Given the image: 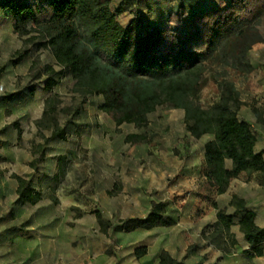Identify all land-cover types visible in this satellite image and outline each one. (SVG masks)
Returning <instances> with one entry per match:
<instances>
[{
  "label": "rangeland",
  "instance_id": "374dc122",
  "mask_svg": "<svg viewBox=\"0 0 264 264\" xmlns=\"http://www.w3.org/2000/svg\"><path fill=\"white\" fill-rule=\"evenodd\" d=\"M24 1L31 7L45 3ZM131 1L133 5L128 7L126 2L118 16L123 26L138 13L147 25L167 27L169 11L179 3ZM201 3L202 9L210 5L209 0ZM188 17L186 14L182 19L183 28ZM24 43L13 33L7 13L0 12V264L23 259L28 243L53 240V229L56 238L63 241L67 261L66 243L86 250L89 258L101 252L114 258L120 252L113 240L116 224L129 217L142 219L153 202L165 203L176 223L138 233L129 249L145 245L146 250L158 251L166 247L181 257V264L188 262V252L207 257L204 264H255L238 250L245 241L236 224L230 231L236 244L230 247L227 241L228 251L217 249L209 238L214 230L211 209L214 204L226 208L229 194L217 197L204 182L203 146L211 138H192L185 129L182 110L157 107L144 128L115 126L100 109L102 98L84 99L74 93L69 75L46 91L42 68L59 70L53 55L43 46ZM22 50H26V57L18 62L16 54ZM99 55L103 61L118 65L113 54L100 51ZM247 60L253 70L241 74L223 66L217 56L212 58L192 92V102L209 108L219 97L220 84L230 81L242 103L238 116L252 119L253 109L263 116L264 43L252 46ZM51 109L53 123L48 113ZM251 125L257 137L256 151L260 149L264 158V123L251 121ZM54 129L63 131L62 139L52 136ZM132 134L141 136L140 140L127 141ZM15 175L28 180L34 193L41 195L38 204L18 199ZM259 177L246 174L237 182L253 184ZM98 214L104 225L99 224ZM238 218L236 215L234 220Z\"/></svg>",
  "mask_w": 264,
  "mask_h": 264
},
{
  "label": "trees",
  "instance_id": "16d2710c",
  "mask_svg": "<svg viewBox=\"0 0 264 264\" xmlns=\"http://www.w3.org/2000/svg\"><path fill=\"white\" fill-rule=\"evenodd\" d=\"M178 1L167 17V27L147 25L138 13L128 25H121L118 16L126 2L128 7L132 4L131 0L115 10L111 0H44L42 7H31L24 0H0V12L7 13L13 33L24 44L43 46L53 55L59 70L42 68L46 91L69 75L74 93L84 99L101 97L100 109L115 126L129 124L136 129L147 126L157 107L182 110L185 129L192 138H211L203 146L204 176L215 194L221 195L242 173L264 175L263 152L255 151L257 137L252 126L238 118L242 103L232 82L220 84L218 99L207 109L195 105L191 96L202 81L207 62L215 56L226 68L241 74L252 72L247 55L256 43H264V0H212L215 7L192 13L185 28L182 19L186 9L182 0ZM189 1L195 4V0ZM100 51L113 54L118 65L103 61ZM16 55L20 62L26 50ZM52 111L48 113L53 123ZM253 113L257 122L264 123L259 110L253 109ZM63 134L54 129L52 136L62 139ZM140 138L132 134L126 140ZM14 178L18 199L31 205L39 203L41 197L30 182L16 175ZM213 208L216 222L209 238L217 249L226 252L227 241L230 247L236 244L230 231L237 215L238 230L248 244L243 254L249 259L263 256L264 227L254 224L255 213L247 209L241 197L233 194L226 208L215 204ZM147 214L143 219H128L114 229L128 232L175 224L165 203L153 202ZM97 217L104 225L101 216ZM145 253V248L134 252L136 258ZM158 258L160 264H181L165 252Z\"/></svg>",
  "mask_w": 264,
  "mask_h": 264
},
{
  "label": "crops",
  "instance_id": "0c3cea01",
  "mask_svg": "<svg viewBox=\"0 0 264 264\" xmlns=\"http://www.w3.org/2000/svg\"><path fill=\"white\" fill-rule=\"evenodd\" d=\"M125 1L126 0H118L116 2V4H113V0H111V6L114 5L117 7L119 4H121L122 2H125ZM176 1L178 2V0H176ZM202 1H204V0H195V4L194 3L191 4V1H189V0H182L183 6H185V9H186L187 17L189 15H191L192 13H196V12L206 10V9L201 8L203 6L201 3ZM209 4L210 5H208V7L210 6L209 8H212V5L214 3L212 0L211 1L209 0ZM174 7H176V6H174ZM174 7H172V9ZM208 7H206V8H208ZM172 9L169 11V13L172 11ZM43 10L45 11V9H43ZM186 20H188V18ZM252 115H253L252 116L253 118L249 119V120L244 119V118L241 119L239 116H238V118L242 121L244 120V121L248 122L251 125V121L257 122L255 114H252ZM260 115H261V112H260ZM261 117L264 119V114ZM256 149H257V142L255 144V151H256ZM259 151H260V149L256 152H259ZM255 174H257V173H255ZM245 175H246V173L245 174L242 173L237 178L231 180L230 186L224 194H221V195L215 194L213 189L210 186L209 187L212 190V192L214 193V195L217 197L223 196L225 194H229V196H227L228 199L225 202V204H226L225 207H227V205L231 201V196L233 194L241 197L245 201V205H246L247 209L250 211H253L255 213L254 224L257 225V227L261 228V227H264V175L263 174H257V175H260V177H259L258 182H256V183L251 184L250 182L249 183L245 182V183L239 185V182H237V180L239 178H241V176H245ZM203 180L205 183L208 184V182H206L204 173H203ZM234 182H236L238 184V189H235V187H234L235 183ZM16 187H17V183H16ZM232 187H233V189L231 190ZM16 190H17V188H16ZM33 190H34V188H33ZM40 197H41V195H40ZM39 201H41V199ZM217 206H218V204H217ZM149 210H150V207L148 208L146 215L143 216V218L148 215L147 213L149 212ZM211 212L213 215V221L212 222L215 224L217 212L214 210V208L211 209ZM134 218H138V217H129L128 219H134ZM139 219H141V218H139ZM239 219H240V216L236 221L233 220V223L236 224V226H237ZM124 221H126V220H124ZM124 221H121L116 225H119ZM158 228H165V227H158ZM158 228H153V229H158ZM153 229H143V230L142 229H136V230H132V231H128V232L115 231V233H114L115 236H114L113 240L116 243V246H118L117 248L120 250V252L114 258L106 256V254H104V252H101L100 255L93 256V257L89 258L88 256H85L86 250L77 249V247L75 249L69 243H66L65 246H66V249L69 250L68 252L70 254V261H67L66 257L64 256L63 241L60 238H56V237H58V234H56L55 229H53L54 234H55L53 237V240H46L45 239V240H40L39 242L28 243L27 246L29 247V250L28 251L26 250L27 251L26 254L24 252L25 256L23 257V259L18 258L16 260H14L13 263L14 264H160L158 257H159V254L161 252L167 253L168 256L171 257L173 260L175 259V260L179 261V259H181V257L176 256L174 254V252L172 253V251H170L166 247H161L158 249V251L146 250V253L144 254V256H142L140 258L135 257V254H134L135 250L144 249L145 245L142 248H140L139 246H132L129 249L128 246H129L130 241H132L134 239L135 235H137L138 233H141L143 231H151ZM241 237L243 239L242 234H241ZM244 244L245 245H242L240 248H238L241 255H244L243 252L248 249V244H246V242ZM12 246H14V245H12ZM124 250H128L127 253L121 254V251L124 252ZM14 252H15V248H14ZM183 254H184V251H183ZM187 257H188V262H186L185 264H204L206 262V258H207L204 255H202V257H201V254H196L195 252H188ZM248 260L255 263V264L256 263L257 264H264V253H263V256L260 258H253V259H248Z\"/></svg>",
  "mask_w": 264,
  "mask_h": 264
}]
</instances>
